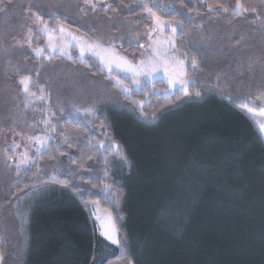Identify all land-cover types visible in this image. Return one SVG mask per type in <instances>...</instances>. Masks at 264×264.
<instances>
[{
  "label": "trees",
  "instance_id": "trees-1",
  "mask_svg": "<svg viewBox=\"0 0 264 264\" xmlns=\"http://www.w3.org/2000/svg\"><path fill=\"white\" fill-rule=\"evenodd\" d=\"M134 1L111 3L116 11ZM203 2V13L264 16L259 0H239L249 9L240 15L233 14L237 0ZM157 12L176 28L174 54L189 64L190 81L227 70L237 78L229 50L203 42L186 17ZM45 20L52 32L92 38L60 17ZM122 51L140 55L132 44ZM73 63L116 89L99 65ZM167 89L159 80L121 93L122 104L105 106L92 124L70 113L54 116L53 140L19 181L20 194L37 193L24 264H264V139L246 111L252 108L194 82L187 94ZM96 202L117 231L108 257Z\"/></svg>",
  "mask_w": 264,
  "mask_h": 264
},
{
  "label": "rangeland",
  "instance_id": "rangeland-1",
  "mask_svg": "<svg viewBox=\"0 0 264 264\" xmlns=\"http://www.w3.org/2000/svg\"><path fill=\"white\" fill-rule=\"evenodd\" d=\"M153 4H158L164 15L186 17L203 42L229 50L235 57L237 78L232 80L227 70L211 78L195 76L190 81L189 64L174 54L175 26L153 8L166 25L159 28L144 8ZM114 7L111 0H0V237L6 248L0 254V264H24L37 193L31 190L20 194L19 181L53 140L56 114L70 113L92 124L105 106L122 104L121 93L130 95L159 80L168 86V95L184 92V88L188 93L194 82L202 92L218 88L227 100L249 105L252 109L246 111L264 139L260 127L264 124V100L255 99L264 93V16L234 20L220 9L203 13V0H136L129 7L116 11ZM215 13L217 16L211 15ZM47 17L78 25L92 38L65 29L52 32ZM128 44L140 49L138 58L122 51ZM39 49L43 52L37 55ZM76 59L99 65L116 89L102 75L73 63ZM129 67L141 71H125ZM25 77L30 79V91L36 97L25 98L19 84ZM40 88L44 89L43 99L38 98ZM37 136L46 138L47 143L41 146L28 139ZM25 152L27 162L20 164ZM92 212L100 235L110 245L106 246V257L111 256V247L117 244L104 233L118 241L112 216L98 202L93 203Z\"/></svg>",
  "mask_w": 264,
  "mask_h": 264
},
{
  "label": "snow or ice",
  "instance_id": "snow-or-ice-1",
  "mask_svg": "<svg viewBox=\"0 0 264 264\" xmlns=\"http://www.w3.org/2000/svg\"><path fill=\"white\" fill-rule=\"evenodd\" d=\"M259 2H260V4L264 5V0H259ZM144 8L148 11L150 16L155 18V20L157 21V26L159 28L163 29L164 27H166V25H164L163 22L161 21V18L159 16H156L155 13L152 11L153 8L159 9V5L158 4H153L151 7H149L148 5H144ZM248 10H249L248 8H245L244 5L242 3H240L239 0H237L236 9H235L233 14L234 15H240L242 12L248 11ZM167 11L168 10L165 9V12H167ZM225 11H227V9H225ZM251 11L252 12H256L257 8L256 7H252ZM44 30L47 31V26H45ZM61 31H63V29H61ZM172 31L175 32L176 29L173 27ZM169 43H171V41H169ZM42 52H43V49L36 50L37 55H40ZM193 66H195V62H194ZM125 71H136L137 73H139V71H141V69H135L134 70L133 68L129 67V68H126ZM19 84H21L23 86L22 90L26 94V97H25L26 99H28L29 97H36L37 94L35 92H31L30 91L31 81H30V79L28 77H25V78L21 79L19 81ZM126 91H127V89H126ZM182 91H184L185 94H187V89L186 88L182 89ZM39 92L41 93V96L38 97V98L39 99H43V95L42 94L44 92V89L40 88ZM196 95L199 96L200 93L197 92ZM255 99L264 100V93H261ZM77 111H79V109ZM86 111L91 112V109H86ZM257 123H259V121H257ZM260 127H261L262 130H264V124H260ZM28 139L30 141L34 140L37 144H39L41 146H43V145H45L47 143V139L46 138H41L39 136H37V137H29ZM16 147H19V145H16ZM39 151H40V149L37 148V152H39ZM27 158H28V153L25 152L23 154L22 158L20 159V164L26 163L27 162ZM17 168H19V164L17 165ZM104 235L106 236L107 239L111 240V242L113 244H117L118 243V241L116 239H114L112 235H109L108 233H104ZM129 264H131L130 261H129Z\"/></svg>",
  "mask_w": 264,
  "mask_h": 264
}]
</instances>
